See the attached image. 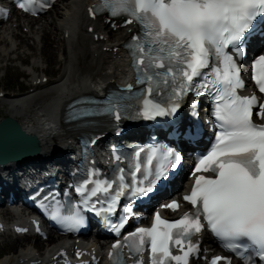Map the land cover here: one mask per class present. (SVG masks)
I'll return each mask as SVG.
<instances>
[{"label":"snow or ice","instance_id":"1","mask_svg":"<svg viewBox=\"0 0 264 264\" xmlns=\"http://www.w3.org/2000/svg\"><path fill=\"white\" fill-rule=\"evenodd\" d=\"M36 2L18 0V6L34 12ZM99 11L107 12L109 19L123 17L125 23L141 26L127 47L136 83L146 88L136 97L142 104L135 108V117L129 111L131 105L115 100L95 110L85 109L81 116L107 115L114 118L117 128L125 118L178 117L188 93L199 96L211 91L219 128L211 149L197 158L194 182L183 196L194 211L174 221L156 213L150 227H137L112 244L108 253L112 264H124L121 249L125 246L138 257L134 264H143L146 249H150V264H190V257L200 253L194 238L205 228L243 264H264V124L254 121V115L264 120V102L256 94L240 95L245 81L237 60L246 56L247 41L257 20L264 18V0H101L90 9L93 15ZM251 67V78L264 93V54ZM132 88L127 85L128 91ZM158 95L166 100L158 101ZM196 107L194 100V112ZM170 131L189 142L201 135L196 122ZM144 152L143 148L135 151L130 161L133 167L118 168L113 178L100 179L93 168L75 187L79 204L64 214L57 203L50 211L51 219L66 231L78 232L87 226L85 211L94 212L119 236L132 212L125 205L119 222H112L121 197H129V204L148 198L182 161L172 147L150 146L142 159ZM122 158L127 159L115 155L118 163ZM164 207L176 210L179 204L173 200ZM173 247H179L181 254H174ZM221 261L232 264L230 257L221 256L211 264Z\"/></svg>","mask_w":264,"mask_h":264},{"label":"bare ground","instance_id":"2","mask_svg":"<svg viewBox=\"0 0 264 264\" xmlns=\"http://www.w3.org/2000/svg\"><path fill=\"white\" fill-rule=\"evenodd\" d=\"M59 2L40 25L39 23L31 25L30 21L33 20L30 19L26 21L27 24L24 27L14 31L13 25L21 23V20H17L11 23L10 29L6 28L4 34H0V61L17 60L20 57H18V50L15 49L17 40L22 44L27 40L33 42V45L31 42V44H23L26 47L30 44L27 50L31 46L35 49L28 54L32 56L31 65L26 70L28 75L29 72L34 73L38 70L45 62L54 63L57 56L63 60V64L58 63L59 70H62L61 75L54 80H49L47 85L37 87L31 92L13 94V98L8 94L0 99V109L5 113L3 118L7 117L16 121L23 131H28L30 135L35 136L40 144L39 152L26 163L37 160L38 157H44L55 149L69 148L74 137L79 135L77 128L71 125L59 126L56 123L58 111L61 109L58 107H64L67 102L78 96L98 92L111 80L120 82L128 76L126 57H123L120 52L116 55L101 52L104 47L121 45L127 38L126 30L111 33L106 43L96 45L92 42V38L85 34L83 2L81 0ZM93 26L96 32L106 31L99 25ZM24 28L27 29V33L23 32ZM10 33L16 38L15 43L9 39ZM18 33L21 35L18 36ZM95 54L98 55L96 58H94ZM0 216H5L3 211H0ZM18 219L13 216V220ZM24 241H16L14 247H22L21 244ZM56 241L49 242L47 246L44 243L43 246L38 244L34 248L44 252ZM14 249L15 253L5 255L4 259L0 260V264H16L15 262L21 258V251ZM32 257L30 254L26 256L29 260Z\"/></svg>","mask_w":264,"mask_h":264},{"label":"rangeland","instance_id":"3","mask_svg":"<svg viewBox=\"0 0 264 264\" xmlns=\"http://www.w3.org/2000/svg\"><path fill=\"white\" fill-rule=\"evenodd\" d=\"M59 3H58V5H59ZM42 22L43 21H39V25ZM30 42L33 45V42L30 41V40H27L23 44H27V43H30ZM30 44H28L27 47L30 46ZM33 49H34V46H31L27 51H32ZM18 53H19L18 57L20 56L22 58L21 53L19 51H18ZM30 53H32V52H30ZM33 54H35V52ZM20 57L17 60L16 59H11L10 61H3V60L0 61V64L1 63H6V64H1L0 65V66H3L2 68H0V90H3L4 92H6V91H9V92H24V91L28 90V87L26 86L28 84V81L25 80L26 76L28 74L26 73L27 74L26 75L23 72L22 67H24V66L20 65L19 62H24V60L21 59ZM59 60H60V58H59V56H57V59H56V61L54 63H50L49 64V62H45L46 65H43V67H41L40 70H38V71L45 72L49 76L50 79H56V77L58 75V72L56 71L58 69V66H56V65H58L59 62H60V64H63V62L59 61ZM14 61H19V62L18 63H11L9 68H7L8 72H6V70L3 69V68L6 67L8 62H14ZM26 63H27L26 66L30 65V60H28ZM38 71H36V72L38 74H40V72H38ZM61 73H62V70H60V75H61ZM4 114H5L4 110L0 109V118L3 119V117H4L3 115ZM42 244L43 243H40L39 246H41ZM12 253H15L14 249L6 248V247H0V260L4 259L5 255H8V254L10 255Z\"/></svg>","mask_w":264,"mask_h":264},{"label":"water","instance_id":"4","mask_svg":"<svg viewBox=\"0 0 264 264\" xmlns=\"http://www.w3.org/2000/svg\"><path fill=\"white\" fill-rule=\"evenodd\" d=\"M8 131H11L10 133H14L18 137H21L19 135H22L14 121L10 119L3 121V123L0 125V164L4 165L10 162L26 159L38 152L37 148H33L22 151L19 155H17L19 151L22 150L21 144L18 145L17 141L15 140L16 136L13 138H3Z\"/></svg>","mask_w":264,"mask_h":264}]
</instances>
